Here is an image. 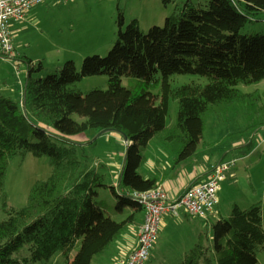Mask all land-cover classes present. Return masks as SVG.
Listing matches in <instances>:
<instances>
[{"label":"trees","instance_id":"obj_1","mask_svg":"<svg viewBox=\"0 0 264 264\" xmlns=\"http://www.w3.org/2000/svg\"><path fill=\"white\" fill-rule=\"evenodd\" d=\"M164 3L174 4L173 13L163 27L148 32L138 18L126 24L119 9L113 49L106 57H86L80 70L68 61L55 73L37 78L42 63L20 58L29 73L23 103L0 94V214L5 215L0 221V264L49 262L58 252L65 264H92L126 227L141 222L143 206L135 194L154 189L159 180L144 177L140 168L145 149L158 135L175 149L173 169L200 164L209 152L207 144L200 147L207 119L214 114L224 117L226 106H233L230 110L247 117L248 127L224 138L221 152L239 157L253 152L254 134L264 129L262 94L238 87L264 80V32L242 30L264 15V0ZM98 75H107L106 89L86 92L77 86ZM176 75H195L207 83L174 86L171 79ZM171 100L178 102V117L169 128ZM109 128L129 138L119 182L111 188L118 196L114 205L99 199L107 167L86 168L77 143L68 138ZM242 140L246 143L240 144ZM235 142L239 145L232 149ZM29 154L48 157L52 172L34 183L27 204L18 208L6 193L7 169L13 159ZM124 214L122 221L115 219ZM261 250L262 205L236 203L228 218L215 223L213 236L202 234L178 264H260Z\"/></svg>","mask_w":264,"mask_h":264},{"label":"rangeland","instance_id":"obj_2","mask_svg":"<svg viewBox=\"0 0 264 264\" xmlns=\"http://www.w3.org/2000/svg\"><path fill=\"white\" fill-rule=\"evenodd\" d=\"M46 1L49 0H45L43 2L45 3L44 5H46ZM56 1L57 6L55 8H45L40 17L33 23L24 24L26 23L24 22L23 25L20 23L13 30L11 27L13 43L17 54L27 55V57L42 63L43 69L34 75L37 78H44L51 73H55L56 70L60 69L68 61H74L78 70H80L86 57L93 55L106 57L113 49L120 30L118 24L119 9L124 12L126 24L138 18L141 29L144 32H148L153 26L163 27L167 17L174 10V4L168 3L166 5L164 0ZM194 1L205 3L207 0ZM260 32H264V15L258 16L255 21L248 23L242 30V33L245 34ZM8 60L0 58V84L5 85V80H8L7 83L9 82L10 85L6 84V86H17V82L22 83L20 74L23 73L24 78L26 76V64L15 60L7 67ZM12 66L14 68L13 74H15L14 78L12 77L14 79L13 82L10 80V74H8V72H12ZM194 81L207 83L205 78L195 75H176L171 79V83L174 86ZM124 83H126L125 80ZM77 86L86 92L95 88L106 89L108 87V77L107 75L86 77L78 82ZM238 89L244 93L259 91L262 94V104L264 105V80L250 85L241 84ZM157 100H160L159 95ZM230 107L233 106H226V110L223 111L224 117L220 114H214L206 121L202 141L207 144L206 146L211 147V149H219L223 139L229 135L246 131L247 117L242 112L236 111L235 108L230 110ZM227 113L229 114L226 115ZM76 117L79 121L83 120L78 115ZM177 117L178 102L171 100L167 119V126L169 128L176 125ZM43 126L52 133H58L50 126ZM98 133L89 131L68 136V138L70 141L77 143L79 156L86 168L100 169L101 166L107 167L106 171L102 170L107 174V180L104 186L99 189V199L106 200L114 205L118 201V196L111 189L113 187L112 178L113 175L118 174L120 167L125 162L128 145L124 138L117 133H107L96 138ZM164 137L163 135L156 136L145 149L146 162L140 168V173L144 177H151L149 176L150 172H148L147 166H149V163L158 161V156L163 158L159 161L167 164L169 169H173L175 149L173 150L169 144L165 143ZM247 140L248 138H246ZM256 140L257 144L254 153H251L247 157L236 159L235 165L236 163L238 164L237 169L243 188H246V184H249L248 178H253V189L249 187L247 189L254 192V203H260L264 211V144L259 143V139ZM246 141L242 140L240 144L246 143ZM233 145L238 146L239 143L235 142ZM212 156L213 162L218 161L220 158L218 153L215 152H213ZM236 156L232 154L231 157H227L226 159L227 161L232 160ZM51 172L52 167L48 157H35L29 154L26 157L18 156L13 159L8 166L6 179V193L9 203L18 208L24 207L27 204L28 196L34 183L47 179L51 175ZM109 198L111 199L109 200ZM250 204L243 207H249L248 205ZM125 216L126 214L115 219L122 221ZM172 216L174 222L170 223V225L168 223L166 226L162 222L159 241L157 240L158 251L166 254V262L162 263L151 256L147 264H176V253L178 251L183 252L185 248H188L187 244L184 243V224L178 220V216L173 214ZM4 218L5 215L0 214V221ZM162 232H165V239L168 240V243L163 242L162 236L164 235H162ZM160 241L161 243H159ZM193 245L194 243L189 246L188 251ZM76 254L77 249L72 251L70 259L73 260ZM128 257L129 255L126 258L120 259L119 262ZM257 257L260 264H264V250L258 252ZM99 258L97 257L96 260H99ZM37 264H65V260L61 256V253L58 252L49 262H39Z\"/></svg>","mask_w":264,"mask_h":264},{"label":"crops","instance_id":"obj_3","mask_svg":"<svg viewBox=\"0 0 264 264\" xmlns=\"http://www.w3.org/2000/svg\"><path fill=\"white\" fill-rule=\"evenodd\" d=\"M44 4L45 3L37 6L33 11L30 12V16L28 20L24 21L26 23L18 22L16 20L11 21L12 30L14 27H18L20 23H22L21 25H23V23L24 24L33 23L34 21L38 19V17H40V15L43 13L45 8L47 9L55 8L57 6V1L49 0V1H46V5ZM14 48H15L14 58L9 59V60L7 59L8 60L7 61L8 63L6 64L7 67L11 63H13V61L15 60L22 61L19 59V57H23V55H19V53L17 54L15 45H14ZM24 56H27V55H24ZM13 70L14 68L12 66V72H8V74H10V80L12 82L14 81L12 77L15 76V74H13ZM20 75L22 78L21 79L22 83L17 82V86H12V85L6 86V84L10 85L9 82L7 83L8 80H5V83H4L5 85L0 84V94L12 100L16 99L15 101L23 103L24 98H25L24 92H25L26 81L28 79V72L26 71L25 78L23 77V73H21ZM247 127H248V121H247ZM255 136H256V139H259V143L264 144V129L256 133ZM203 144H206V143L202 141V144L200 146L201 148L205 146ZM256 144H257V140L255 141V145ZM232 147H233L232 149H234V148H237L238 146L233 145ZM255 149L256 147L254 148L252 153H254ZM213 152L218 153V155L220 156L218 161L213 162L212 160ZM232 154L233 153L229 151L227 155H223L220 148L214 150V149H211V147H209V152L205 155V157L200 162V164H196V165L188 166V167H180V168L178 167L176 169L171 170V168L169 169L167 167L168 166L167 164H164L163 162L159 161L160 159H163V158L158 156L157 158L158 161L156 160L152 162L151 164L149 163V166H147V168H148V172H150L149 176L157 177L159 180L158 184L166 186V190L168 192V196L170 197V200H177L178 198H180L183 192L190 186H194L196 184L206 182L211 177L212 167L214 165L219 164L221 162H231L236 159L242 158V157L236 156V154H233L236 157L233 158L232 160L227 161L226 158L231 157ZM247 156H243V157H247ZM175 158H174V161H175ZM123 166L120 167L117 175H113V178H112L113 186L114 185L117 186L118 184L117 182H119L121 172L123 170ZM237 167H238V164L236 163V165L232 168V170L228 174L227 179L222 182L221 188L219 191V205L215 211L211 212L208 215L206 219H201L195 216L193 217V216L188 215L185 212H182L181 216L178 217V220H180L184 224V228H185L184 243L187 244L188 248L193 243L195 245L198 238L204 233H207L209 237H212L213 236V233H212L213 226L218 220L222 218H228L230 216L234 204L237 203L243 207V206H247V204H250V203H251L250 205H252L255 202V198L253 196L254 192L247 189V187L253 189L254 187L253 178L249 177L248 178L249 184H246V188H243L240 183L241 178H239V172H238ZM114 194L116 195L115 192ZM110 199L111 198H109V200ZM182 214L184 215L183 217H182ZM189 217H192V218H189ZM142 219H141V222H142ZM141 222L137 225H129L128 227H126L125 230L118 237L120 238L122 234L124 233L121 239L116 244H113L110 247V249H108V251H106L103 255L99 256L100 257L99 260H96L97 258L96 257L92 264H117L120 259L126 258L133 250L136 249L138 245L139 227H140ZM173 222L174 220H173L172 214L167 213L164 215L163 223L166 226L168 225V223L170 225V223H173ZM161 229H162V226H161ZM162 235H164L162 236L163 242L168 243V240L165 239V232H162ZM158 241L154 244L151 250L150 258L152 256L154 259L164 263L166 262L167 257H166V254L158 251V247H157ZM161 241L159 243H161ZM188 248H185L183 252L178 251L176 253V259H175L176 264L177 262H180L183 256L192 249L191 248L188 251Z\"/></svg>","mask_w":264,"mask_h":264},{"label":"built area","instance_id":"obj_4","mask_svg":"<svg viewBox=\"0 0 264 264\" xmlns=\"http://www.w3.org/2000/svg\"><path fill=\"white\" fill-rule=\"evenodd\" d=\"M45 0H0V58L14 57V43L11 21L24 22L30 12ZM235 166V160L221 162L212 167L211 177L203 183L187 188L177 200H170L166 186L158 184L154 189L136 193L143 206V219L139 227L138 245L127 259L118 264H146L161 230L163 217L170 213L206 219L219 205L221 184Z\"/></svg>","mask_w":264,"mask_h":264},{"label":"water","instance_id":"obj_5","mask_svg":"<svg viewBox=\"0 0 264 264\" xmlns=\"http://www.w3.org/2000/svg\"><path fill=\"white\" fill-rule=\"evenodd\" d=\"M28 77H29V73H28ZM107 133H117V134L121 135V136L124 138V140H125L126 142L129 141L128 136H127L126 134H124L122 131L115 130V129H111V128H109V129H104V130L100 131V132L98 133V135H97L96 138H98V137L101 136V135L107 134Z\"/></svg>","mask_w":264,"mask_h":264},{"label":"clouds","instance_id":"obj_6","mask_svg":"<svg viewBox=\"0 0 264 264\" xmlns=\"http://www.w3.org/2000/svg\"><path fill=\"white\" fill-rule=\"evenodd\" d=\"M12 58H13V57H12ZM12 58H11V59H12Z\"/></svg>","mask_w":264,"mask_h":264}]
</instances>
